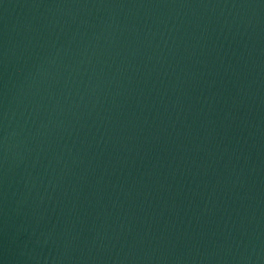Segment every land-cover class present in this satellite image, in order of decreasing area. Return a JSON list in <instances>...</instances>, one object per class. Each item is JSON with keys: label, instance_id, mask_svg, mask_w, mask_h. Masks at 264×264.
<instances>
[{"label": "water", "instance_id": "95a60500", "mask_svg": "<svg viewBox=\"0 0 264 264\" xmlns=\"http://www.w3.org/2000/svg\"><path fill=\"white\" fill-rule=\"evenodd\" d=\"M0 264H264V0H0Z\"/></svg>", "mask_w": 264, "mask_h": 264}]
</instances>
